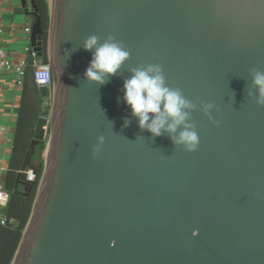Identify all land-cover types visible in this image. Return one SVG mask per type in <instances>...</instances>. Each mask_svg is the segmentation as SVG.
Here are the masks:
<instances>
[{"label":"water","instance_id":"1","mask_svg":"<svg viewBox=\"0 0 264 264\" xmlns=\"http://www.w3.org/2000/svg\"><path fill=\"white\" fill-rule=\"evenodd\" d=\"M47 1V47L37 12L31 41L51 66L54 107L20 174L49 125L50 157L11 264H264V107L247 96L249 70L264 69V0ZM92 34L131 54L104 85L84 78ZM150 63L198 107L217 106L218 125L193 113L197 151L131 116L124 80Z\"/></svg>","mask_w":264,"mask_h":264},{"label":"clouds","instance_id":"2","mask_svg":"<svg viewBox=\"0 0 264 264\" xmlns=\"http://www.w3.org/2000/svg\"><path fill=\"white\" fill-rule=\"evenodd\" d=\"M82 47L92 53L84 78L97 85L107 83L131 58L124 44L112 35L103 41L96 34L89 35L84 39ZM129 73L124 80L123 100L130 107L131 116L137 119L142 131L150 132L153 137L166 134L175 147L195 152L199 148L200 136L193 122V113L199 110L213 123H220L213 116V112L218 110L213 102L204 101L198 107L181 88L169 85L160 64L132 67ZM249 75L251 88L247 96L253 98L258 106L264 107V69L253 67ZM130 124L131 120L125 118L123 126L128 127ZM105 142V136L100 135L94 154L102 150Z\"/></svg>","mask_w":264,"mask_h":264},{"label":"crops","instance_id":"3","mask_svg":"<svg viewBox=\"0 0 264 264\" xmlns=\"http://www.w3.org/2000/svg\"><path fill=\"white\" fill-rule=\"evenodd\" d=\"M26 3L0 0V191H10L9 195L0 192V218H7L11 192L18 193L23 186L20 169L31 150L30 136L40 118V102L51 97L50 89L34 85L32 75L21 77L5 67L6 61L15 67L27 61V47H33L26 29L32 28L34 13H38L37 0ZM23 118L26 121L21 129Z\"/></svg>","mask_w":264,"mask_h":264},{"label":"trees","instance_id":"4","mask_svg":"<svg viewBox=\"0 0 264 264\" xmlns=\"http://www.w3.org/2000/svg\"><path fill=\"white\" fill-rule=\"evenodd\" d=\"M39 6L38 13L41 15L46 29L45 33V49L47 47L48 39V5L45 0H37ZM29 63L32 62V59H28ZM44 62H48L47 56H45ZM30 74L33 78V69L29 65L26 69V75ZM25 75V76H26ZM24 76V77H25ZM34 80V78H33ZM28 85V84H27ZM34 85L37 84L34 81ZM29 86V85H28ZM28 86H26L28 88ZM25 118H23L21 129L25 125ZM31 135L30 137H32ZM10 192V191H7ZM35 197V190L33 189L26 198H23L16 192H11L10 202L7 209V225L0 224V264H11L15 256V253L18 249L20 241L23 236V230L26 228V225L29 221L33 202ZM11 219H14L16 223L10 222Z\"/></svg>","mask_w":264,"mask_h":264},{"label":"rangeland","instance_id":"5","mask_svg":"<svg viewBox=\"0 0 264 264\" xmlns=\"http://www.w3.org/2000/svg\"><path fill=\"white\" fill-rule=\"evenodd\" d=\"M45 1L47 2V5H48V22L47 23H48V27H50L52 7L47 0H45ZM36 7H37V10H39L38 4H36ZM54 96H55V88L53 87L51 90V97L42 98V100L40 102L41 107H40V111H38V114H40V117H46L49 120L51 119V115H52V111H53V107H54ZM38 117H39V115H38ZM33 131H34V129H33ZM50 136H51V127L49 125L47 127L46 136H45L43 143H41L40 145H38L35 148V153L33 154L32 160L29 162V165L27 167V170L30 169V170L35 171L36 177L34 180H29L26 175L23 176L22 177L23 178L22 179L23 180V186L20 187L19 190H17L19 195H21L23 198H26L29 195V193L34 189L35 190L34 202H35L38 190H39V186L42 182L44 170L46 167V158H47L46 149H47V144L50 140ZM34 202H33V205H34ZM12 223L17 224L16 221H13ZM24 230H23V232H24Z\"/></svg>","mask_w":264,"mask_h":264},{"label":"built area","instance_id":"6","mask_svg":"<svg viewBox=\"0 0 264 264\" xmlns=\"http://www.w3.org/2000/svg\"><path fill=\"white\" fill-rule=\"evenodd\" d=\"M26 30L28 33L31 34V28H27ZM27 51L29 52V58L32 59L31 63H29V61L27 60L23 62L21 65L15 67L11 62L6 61L5 67L11 71L12 70L17 71V73L21 77H24L26 75V69L30 65L33 69V78L37 86L39 88H47L52 90V88L54 87V78L49 62H44V63L38 62L37 53L33 47H27ZM21 174L23 176L26 175L29 180H34L36 177L35 171L30 169L27 170V168L23 170ZM0 192L9 195L6 189H2ZM7 222H8L7 218H0L1 225H7Z\"/></svg>","mask_w":264,"mask_h":264},{"label":"bare ground","instance_id":"7","mask_svg":"<svg viewBox=\"0 0 264 264\" xmlns=\"http://www.w3.org/2000/svg\"><path fill=\"white\" fill-rule=\"evenodd\" d=\"M51 7H52V6H51ZM47 153H48V154H47ZM47 153H46V156H47L46 159H48V158L50 157V150H49V149H48Z\"/></svg>","mask_w":264,"mask_h":264}]
</instances>
